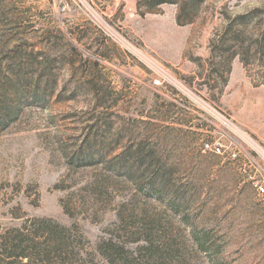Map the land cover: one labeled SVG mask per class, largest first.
<instances>
[{"label": "rangeland", "instance_id": "obj_1", "mask_svg": "<svg viewBox=\"0 0 264 264\" xmlns=\"http://www.w3.org/2000/svg\"><path fill=\"white\" fill-rule=\"evenodd\" d=\"M156 1L0 0V64L17 45L57 69L46 103L0 131V264H109L108 239L125 254L165 245L152 264H264V0ZM100 118L107 157L160 136L188 221L134 181L68 163ZM13 236L40 255L8 254Z\"/></svg>", "mask_w": 264, "mask_h": 264}, {"label": "trees", "instance_id": "obj_2", "mask_svg": "<svg viewBox=\"0 0 264 264\" xmlns=\"http://www.w3.org/2000/svg\"><path fill=\"white\" fill-rule=\"evenodd\" d=\"M161 2H172V0L156 1V3ZM176 21L182 24L191 22L192 19L178 14ZM10 51L12 52L11 61L4 67L0 64V131L15 122L26 107L45 104L57 78V69L51 61L56 57L48 58L43 49H26L16 45L11 47ZM92 90L93 93L96 92L94 87ZM100 120L99 125L96 123L86 125L87 128L81 132L78 144L68 157V163L74 167L100 165L108 176L113 174L134 181L137 189L144 196L164 200L174 213L182 214L188 221L192 213H183L177 207L178 189H175L172 184H169V179H166L171 167L165 163L168 158L167 153L160 150L159 145L162 144L159 143L162 142L160 136L156 137L158 140L146 146L135 143L134 149L132 142L129 141L118 153L107 157L105 138L106 131L111 129V124L107 118H100ZM121 132V129L117 130L116 136H119ZM56 226L61 225L56 224ZM55 234L52 228L46 229V241L57 245ZM33 240L32 243H24L13 236L5 247L6 252L24 258H31L32 255L39 256L41 248L35 247ZM209 241L208 237H201L196 238L193 243L197 249L206 252L212 245ZM103 243L105 245L101 248V254L109 264H152L155 259L163 255L166 249L165 245L154 244L145 239L144 243L136 245L135 253L125 254L129 248L124 242L108 239ZM225 262L226 260L221 258L217 263L209 261L208 264H224Z\"/></svg>", "mask_w": 264, "mask_h": 264}, {"label": "built area", "instance_id": "obj_3", "mask_svg": "<svg viewBox=\"0 0 264 264\" xmlns=\"http://www.w3.org/2000/svg\"><path fill=\"white\" fill-rule=\"evenodd\" d=\"M210 149H212L214 152L219 153L221 151V146L211 145ZM256 191L257 194L261 197L262 201L264 202V185L262 184L256 185Z\"/></svg>", "mask_w": 264, "mask_h": 264}]
</instances>
